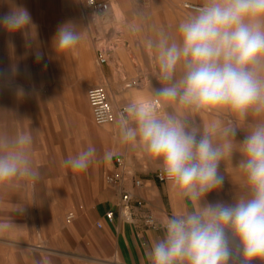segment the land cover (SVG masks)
<instances>
[{
	"label": "clouds",
	"instance_id": "obj_1",
	"mask_svg": "<svg viewBox=\"0 0 264 264\" xmlns=\"http://www.w3.org/2000/svg\"><path fill=\"white\" fill-rule=\"evenodd\" d=\"M103 15L94 13L92 20ZM116 29L138 35L144 13ZM30 12L13 4L0 15V28L20 33L31 45L35 32ZM72 21L61 24L53 37L57 52H68L85 38ZM154 55L155 80L143 99H131L116 115L118 142L152 160L166 180L169 193L184 210L164 219V235L146 251L148 264H251L264 259V0H202L183 19L175 35L164 30L145 37ZM14 47V41H8ZM37 59L40 54L37 53ZM0 70V80L17 74ZM17 96L25 95L22 87ZM99 119L104 113H97ZM239 131L243 140L237 141ZM31 130H11L0 124V194L35 184L41 172L34 163ZM241 174L243 194L231 203L210 202L225 176V158ZM119 153L106 151L110 162ZM97 161L89 145L63 161L73 172H85ZM24 205L15 212L23 213ZM13 219L0 220V233L16 229ZM47 264V261L44 262Z\"/></svg>",
	"mask_w": 264,
	"mask_h": 264
},
{
	"label": "rangeland",
	"instance_id": "obj_2",
	"mask_svg": "<svg viewBox=\"0 0 264 264\" xmlns=\"http://www.w3.org/2000/svg\"><path fill=\"white\" fill-rule=\"evenodd\" d=\"M109 2L113 14L91 22L93 13L86 9V0H0V15L13 4L22 5L36 26L31 45L20 33L10 35L0 28V70L12 66L18 70L14 78L0 80V124L11 130L32 131L34 163L41 172L35 184L0 194V220L13 219L18 225L0 233V264H106L77 253V248L87 249L83 232L86 215H94L97 194L108 184V162L102 157L120 145L114 121L99 125L93 120L87 91L90 86L104 85L117 113L130 100L119 94L111 96L107 82L125 87L136 79L140 84L138 99L146 98L159 84L154 76V55L143 46L144 38L155 37L160 30L175 35L178 24L194 13L190 6H201L202 0ZM138 11L145 16L142 33L116 31L137 20ZM68 21L80 26L85 38L75 49L57 52L53 37L58 27ZM9 40L14 41V47H9ZM106 45L112 53L102 64L97 48ZM136 72H141L142 78ZM17 87H22L25 95L17 96ZM126 88L137 91L134 86ZM78 91L89 114L77 100ZM244 135L239 131L236 140H243ZM89 145L97 149V161L87 171L73 172L64 166L66 158ZM239 159L240 154L234 153L232 161L225 158L222 162L224 184L206 197L208 201L231 203L243 194L239 187L241 174L234 167ZM18 205H24L23 213L15 212ZM251 264H264V259L257 258Z\"/></svg>",
	"mask_w": 264,
	"mask_h": 264
},
{
	"label": "crops",
	"instance_id": "obj_3",
	"mask_svg": "<svg viewBox=\"0 0 264 264\" xmlns=\"http://www.w3.org/2000/svg\"><path fill=\"white\" fill-rule=\"evenodd\" d=\"M113 10L111 3L109 15L113 14ZM136 76L142 78L141 72H136ZM131 82L126 83L125 87L122 84L117 86L107 82V87L111 96L119 94L124 96L123 99H138L141 94L138 92L137 87L140 84L136 79ZM102 86L105 87L104 85ZM133 86L137 91L126 88ZM79 92L77 93V100L84 107ZM108 97L112 102L109 94ZM113 106L114 108L116 107L115 105ZM84 110L89 114L88 108L84 107ZM114 151L119 154L107 163L109 168L107 174L112 173L116 169V158L121 157L130 174L141 178L143 185L140 187L135 186L132 178L128 175L125 177L122 187L107 184L100 190L95 201L94 215H86L83 232L86 236L87 249L80 250L77 248V253L86 254L87 257L92 258L96 263L100 259L106 264H148L146 251L150 248L153 240L164 235L162 227L164 219L170 217L173 213L183 211L184 206L172 197L167 184L156 180L155 173L159 171V168L142 152L126 149L121 145H117ZM122 188L131 191L133 194V217L129 219L124 218L118 212ZM109 210H114L115 212L112 219L106 217V212ZM146 214L154 216L158 223L157 227H146L143 225L142 217ZM98 223L101 224L100 227Z\"/></svg>",
	"mask_w": 264,
	"mask_h": 264
},
{
	"label": "built area",
	"instance_id": "obj_4",
	"mask_svg": "<svg viewBox=\"0 0 264 264\" xmlns=\"http://www.w3.org/2000/svg\"><path fill=\"white\" fill-rule=\"evenodd\" d=\"M110 2L109 0H86V9L91 13L101 12L103 15L101 18L107 19L109 17L110 11ZM193 9L199 7L198 5H191ZM112 53V48L110 46H101L97 48V58L99 63H106L109 60V57ZM87 98L89 105L92 110V115L95 123L99 125L111 123L115 121L117 111L114 108L112 102L110 101L105 87L102 85H93L89 87L87 91ZM123 109V108H122ZM121 109V110H122ZM120 110V111H121ZM104 113V118L101 120L98 118L97 113ZM130 175L132 178L133 184L137 187L143 185V180L137 178L130 174L129 170L124 164V161L121 157L116 158V169L107 174L106 181L111 185H118L122 187L123 181L126 176ZM155 178L158 182L164 183L166 180L162 177L160 170L155 173ZM133 194L131 191L122 188L120 202L118 204V212L124 218L133 217ZM114 210H109L106 212V217L112 219L114 217ZM72 217V214L69 215V219ZM142 223L146 227H157L158 223L153 215L146 214L142 217ZM100 227L101 224L98 223Z\"/></svg>",
	"mask_w": 264,
	"mask_h": 264
},
{
	"label": "bare ground",
	"instance_id": "obj_5",
	"mask_svg": "<svg viewBox=\"0 0 264 264\" xmlns=\"http://www.w3.org/2000/svg\"><path fill=\"white\" fill-rule=\"evenodd\" d=\"M84 98V97H83Z\"/></svg>",
	"mask_w": 264,
	"mask_h": 264
}]
</instances>
